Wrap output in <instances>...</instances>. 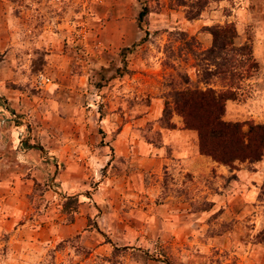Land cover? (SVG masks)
<instances>
[{"label":"rangeland","instance_id":"rangeland-1","mask_svg":"<svg viewBox=\"0 0 264 264\" xmlns=\"http://www.w3.org/2000/svg\"><path fill=\"white\" fill-rule=\"evenodd\" d=\"M235 16L246 40L212 59ZM262 16L264 0H0V264H264V149L196 152L174 105L233 89L223 119L264 122Z\"/></svg>","mask_w":264,"mask_h":264},{"label":"trees","instance_id":"trees-1","mask_svg":"<svg viewBox=\"0 0 264 264\" xmlns=\"http://www.w3.org/2000/svg\"><path fill=\"white\" fill-rule=\"evenodd\" d=\"M213 44L207 50L209 57L219 55L226 37L232 43L236 35L233 24L212 27ZM236 91H217L213 88L190 89L179 92L174 101L175 110L182 117L184 128L194 130L197 135L198 150L213 160L232 164L235 160H259L264 149V122L252 120L228 121L223 119L227 99H233ZM243 125L247 128L244 130Z\"/></svg>","mask_w":264,"mask_h":264},{"label":"crops","instance_id":"crops-1","mask_svg":"<svg viewBox=\"0 0 264 264\" xmlns=\"http://www.w3.org/2000/svg\"><path fill=\"white\" fill-rule=\"evenodd\" d=\"M245 8L244 4H243V9ZM252 10V9H250ZM238 14H242V11H238L237 12ZM256 20V29H258L257 33H256V36L254 37V44L252 45V48H253V53L255 54L256 58L258 60H260V62L264 63V17L262 16L261 17H258L257 19H254ZM245 19H241L240 16L238 17H234V26L236 28V31H237V35L235 37V42L237 44H242L246 39H245V34H244V27H245ZM262 49V50H261ZM263 73H264V67H263ZM263 81H264V76H263ZM179 131V130H178ZM177 130H174V129H167V134L168 136H166L167 138H169L170 141H172V143L174 144V151H175V155L176 156H187V154L184 153V150L187 151V149L185 148L184 144L181 143V145L179 146H175V142L176 140L178 141V138L179 137H182L184 138L183 134L181 133H178ZM182 132H188L190 133V131L192 132L191 133V137L193 136V138L195 139L196 138V133L194 130H191V129H185V130H181ZM190 137V138H191ZM197 146V145H196ZM194 149V148H193ZM195 150L196 152L198 151V147H195ZM182 151V152H180ZM170 218V216L165 215L164 219L168 220ZM162 225L164 226V220L162 221ZM176 227L179 226V224L175 225Z\"/></svg>","mask_w":264,"mask_h":264},{"label":"built area","instance_id":"built-area-1","mask_svg":"<svg viewBox=\"0 0 264 264\" xmlns=\"http://www.w3.org/2000/svg\"><path fill=\"white\" fill-rule=\"evenodd\" d=\"M47 80H48V78H47Z\"/></svg>","mask_w":264,"mask_h":264}]
</instances>
